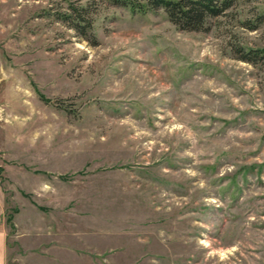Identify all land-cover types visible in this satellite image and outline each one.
<instances>
[{
  "label": "rangeland",
  "instance_id": "374dc122",
  "mask_svg": "<svg viewBox=\"0 0 264 264\" xmlns=\"http://www.w3.org/2000/svg\"><path fill=\"white\" fill-rule=\"evenodd\" d=\"M63 4L0 0L4 264H264V0L100 1L96 43Z\"/></svg>",
  "mask_w": 264,
  "mask_h": 264
},
{
  "label": "trees",
  "instance_id": "16d2710c",
  "mask_svg": "<svg viewBox=\"0 0 264 264\" xmlns=\"http://www.w3.org/2000/svg\"><path fill=\"white\" fill-rule=\"evenodd\" d=\"M58 8H44V15L59 20L80 37L96 43L93 15L100 1L127 7L131 11L145 12L162 8L167 18L182 29L199 30L206 27L208 17L223 13L236 0H63ZM257 48H248L244 59L257 56ZM40 96V94H39Z\"/></svg>",
  "mask_w": 264,
  "mask_h": 264
},
{
  "label": "crops",
  "instance_id": "0c3cea01",
  "mask_svg": "<svg viewBox=\"0 0 264 264\" xmlns=\"http://www.w3.org/2000/svg\"><path fill=\"white\" fill-rule=\"evenodd\" d=\"M1 169L2 168H0V172ZM4 256H5V234L0 229V264H4Z\"/></svg>",
  "mask_w": 264,
  "mask_h": 264
}]
</instances>
